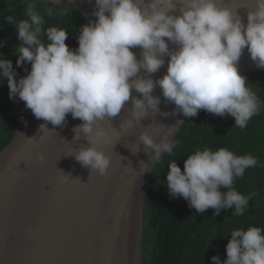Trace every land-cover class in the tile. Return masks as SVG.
Listing matches in <instances>:
<instances>
[{
	"label": "clouds",
	"instance_id": "clouds-1",
	"mask_svg": "<svg viewBox=\"0 0 264 264\" xmlns=\"http://www.w3.org/2000/svg\"><path fill=\"white\" fill-rule=\"evenodd\" d=\"M177 4L180 14H170ZM95 6L96 21L82 26L78 47L71 49L65 43L68 32L57 27L45 30L44 17L34 2H28L27 19L17 22L13 15L5 19L15 25L21 42L14 53L16 66L30 63L31 70L25 68L27 74L17 79L12 61L0 58V79L7 78L10 99L15 102L18 97L37 119L54 126H64L68 114L83 122L73 128V139L83 134L89 146L73 156L91 173L104 175L110 165V157L95 146L108 142L99 122L119 115L130 100L132 121L141 124L148 113L155 116L161 103L153 95L157 86L165 102L176 106L173 114L195 117L205 110L230 115L241 129L259 115L260 101L237 65L247 48L257 67H264V0H256L246 24L231 8L218 7L216 0H95ZM54 13V8L46 9L48 17ZM169 43L175 47L170 49ZM137 47L140 59L132 51ZM165 56L167 72L153 80L151 74L165 64ZM133 90L142 98L133 97ZM183 123L178 120L171 128ZM139 140L146 152H154L145 168L159 162L163 154L170 155L179 143L167 134L156 142L148 131L141 132ZM37 159L42 162L44 157ZM257 163L252 155L238 156L223 147L196 150L184 160L183 171L176 161L168 165L169 195L182 197L198 213L211 208L217 216L221 209H234L233 215H243L257 193L241 194L234 183ZM226 255L223 262L213 256V264H264V229L232 230Z\"/></svg>",
	"mask_w": 264,
	"mask_h": 264
},
{
	"label": "water",
	"instance_id": "water-1",
	"mask_svg": "<svg viewBox=\"0 0 264 264\" xmlns=\"http://www.w3.org/2000/svg\"><path fill=\"white\" fill-rule=\"evenodd\" d=\"M216 3L237 12L245 24L248 11L256 8V0ZM56 5L88 21L97 19L95 0H59ZM180 7L170 14L179 15ZM132 51L141 58L139 47ZM164 59L161 69L151 74L153 80L166 74L169 58ZM237 67L240 74L264 72L247 48ZM139 75L146 74L141 70ZM153 95L160 97V112L148 113L141 124L129 116L131 100L119 115L99 122L108 142L95 146L110 157L104 175L91 173L73 156L89 146L83 134L73 139V128L83 123L79 118L68 114L64 126H54L33 115L18 127L0 151V264H142L145 198L156 162L145 168L154 152L145 151L139 136L148 131L156 142L165 134L174 139L188 118L173 114L176 106L165 102L159 86ZM132 96L142 98L135 90ZM178 120L184 123L172 129Z\"/></svg>",
	"mask_w": 264,
	"mask_h": 264
},
{
	"label": "trees",
	"instance_id": "trees-1",
	"mask_svg": "<svg viewBox=\"0 0 264 264\" xmlns=\"http://www.w3.org/2000/svg\"><path fill=\"white\" fill-rule=\"evenodd\" d=\"M34 2L36 10L44 17L46 30L49 27L63 28L68 32L65 43L78 47L77 37L83 25L89 21L68 8L42 0H0V58L12 61L18 77L25 76V68L31 64L16 66L15 50L21 43L17 38L15 25L6 21L13 15L17 22L27 19L26 5ZM47 8H54L52 17ZM63 12V15L58 13ZM47 43L46 37H42ZM247 77V86L257 95L261 111L248 126H235L230 115L224 117L200 110L195 117H188L173 140L179 141L169 155L163 154L154 165L151 182L145 198L144 225L142 234V264H213L212 257L218 255L221 262L227 259L226 245L232 230L257 226L264 229V72L242 74ZM33 116L30 109L18 97L15 102L9 98L7 78L0 79V151L15 137L20 125ZM227 148L236 155H252L258 161L247 169L242 178H237L234 188L247 195H257L249 201L243 215L236 216L234 209H221L214 215V209L198 213L190 208L182 197L172 198L167 187L168 165L176 161L181 170L184 160L196 150L209 148L216 151ZM224 191V189H222Z\"/></svg>",
	"mask_w": 264,
	"mask_h": 264
}]
</instances>
